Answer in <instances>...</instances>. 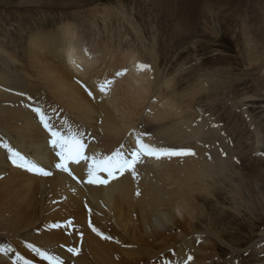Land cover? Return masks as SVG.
Returning <instances> with one entry per match:
<instances>
[{"label":"rangeland","instance_id":"rangeland-1","mask_svg":"<svg viewBox=\"0 0 264 264\" xmlns=\"http://www.w3.org/2000/svg\"><path fill=\"white\" fill-rule=\"evenodd\" d=\"M63 26L69 27L86 52L99 50L100 58H105L104 64L110 70L102 68L106 71L103 73H108L102 76L104 84H111L118 70L124 73L126 82L131 80V73L140 72L143 76L139 84L151 96L145 102L150 100L148 106L159 107L163 100L177 103L180 117L145 125L137 120L134 127L139 135L168 129H159L162 126L158 124L163 123L172 130L175 122L191 118L200 123V145L173 142L171 131L159 138L160 144L174 151L200 152V163L214 167L217 161L213 160L210 134L226 138L223 146H217L227 161L221 165L224 171L217 180L200 183V200L195 205L199 219L194 227H182L188 236L194 234L193 239L197 235L194 250L184 252L185 263L191 261L188 257L200 261V254L205 252L203 245L207 244L208 264H264V0H0V92L18 93L25 103L40 102L39 89L33 90L24 80V49L30 40H34L30 44H36V48L45 40L59 43L62 38L52 34ZM127 56H132L129 60L136 71L127 68L131 64L125 60ZM119 60L120 66L114 67ZM138 65L146 67L141 70ZM99 69L101 72L100 67L96 70ZM124 80L108 92L104 102L108 101L109 107L116 109L122 96V104L129 103L130 94L127 89L123 91ZM129 107L133 113L139 108L132 102ZM8 111L0 109L3 127L8 124ZM140 114L144 118L142 111ZM4 143L15 149L9 140L2 139L0 146ZM165 158L166 161L153 166L154 175H180L182 155ZM6 176L2 173L0 181ZM48 196L35 194L33 201L24 205L27 216L21 220L0 216V264H47L29 245L60 259L56 252L39 246V242L57 227L69 228V218L73 217L55 218L59 200ZM24 219L32 225L26 226ZM88 231L92 239L109 246L104 249L107 260L83 255L79 249L69 264H155L160 257L165 261L166 251L150 260L128 257L124 249L135 244H125L112 231L99 232L110 239L97 235L91 226ZM179 235L175 231L169 240ZM190 243L187 241L185 246L190 248ZM59 245L74 248L70 243ZM20 246L24 250L19 253Z\"/></svg>","mask_w":264,"mask_h":264},{"label":"bare ground","instance_id":"bare-ground-1","mask_svg":"<svg viewBox=\"0 0 264 264\" xmlns=\"http://www.w3.org/2000/svg\"><path fill=\"white\" fill-rule=\"evenodd\" d=\"M68 26H63L52 34L53 37L62 38L59 43L57 40V42L51 39L45 40L36 48L34 46L36 44H30L34 40H30L24 49L27 60L23 68L25 71L24 80L29 82L27 85L33 90L39 89L40 102L36 103L35 100V102L25 103L27 101L24 102L19 98L18 93L0 92V106H3L0 109L10 112L8 113L7 126L0 125V139H4L5 142L9 140L16 150L26 157L36 160L45 171L50 173L48 176L34 174L13 165L7 149L0 146V175L7 174L6 178L0 181L1 218L6 219L9 216L17 221L26 217L24 205L32 202L35 194L41 193L45 198H47L46 195H49L50 199L59 200V207L55 206V218L65 217L64 219H66V216H72L74 219L69 218L72 220L69 228L66 226L63 229L55 227L56 229L50 232L49 236L42 240V243L39 242V246H45L54 254L56 252L63 264L72 262L73 254H69L67 248H59V243L65 246H69L67 244L70 243L73 245V249H80L83 255L94 256L99 261L107 260L104 249H109V246L100 244L96 239L91 238L88 231L90 225L98 232L112 231L125 244H135L130 249H124V255L128 257L150 260L158 253L163 252L164 254L166 251L163 257L167 263L165 261L163 263V259L160 257L161 259H156L155 264H208L207 250L210 249V246L207 244L203 245L205 252L200 254V261L197 257H192L190 262L185 263L184 252L194 250L197 235L195 234L193 239L194 234L192 237L188 236L190 234H185L182 227L185 225L194 227L195 221L199 219V214L195 215V205L200 200V195L197 192L200 183L217 180L219 173L222 174L224 171L221 165L227 161L222 154L223 150L221 152L217 146H223L226 138L219 137L214 132L210 134L214 145L213 160L217 161L215 167L200 163V152L197 154L192 152L189 155H182L179 164L183 170L180 175L175 177L159 178L154 175L153 166L166 161L165 156H161L160 159L143 156L141 162L135 166V177L131 172L126 171L110 180L106 185L87 182L89 179L87 164L83 161L79 164L68 165L71 175L56 168L59 159L56 156V150L49 144L48 131L43 127L39 116L34 111L36 108L42 110L45 119L55 129L64 132L65 129L70 128L79 134L82 142L86 145L87 155L96 153L110 155L117 149L127 153L136 147L137 137L142 138L145 144L166 149L161 146L159 138L169 131L172 132L173 142L176 141L180 145H182L181 143L195 142L200 145L201 135L200 123L197 124L195 120L191 121V118L185 121L183 119L179 123L175 122L171 127L172 130L164 123L158 124L162 126L159 128L160 130L164 127H168V129L159 133L153 132L154 136L150 132L148 136L147 132L139 135V130L134 127L137 120L143 121L142 124L145 125L152 121L165 122L164 120L169 117H180L178 113L180 110L176 107L177 103L175 105L173 101L163 100L159 107L148 106L150 100L148 103L145 102L151 96L143 85L139 84V79L143 76L140 72H135L137 75L134 72L131 73L129 75L131 80L126 82L123 79L124 75H120L122 78L116 75L119 70H116L117 73L112 70L116 73H114V76L116 75L115 79L113 78L114 81L109 85L104 84L102 81L105 79L102 76L105 74L108 76V73H103L106 71L102 68L108 66L106 67L104 64L105 58L102 56L100 58L98 54L100 51L96 43L97 48L95 47V49L98 50V53L95 50L86 52L80 42L74 39ZM103 49L105 50V47ZM130 58L132 56L123 59L128 62ZM98 61H100L101 72H99L100 69L96 70L99 68L96 67ZM119 63L120 60L117 65L113 63L114 67H119ZM123 63L125 64V62ZM132 64L127 67L130 68V72L136 71L131 66ZM108 70H110L109 67ZM112 74L111 76H113ZM122 80L126 82L123 91L125 92L127 89L130 101L127 105H123L122 101L125 98L122 96L114 109L107 105L108 101L104 102V100L109 96L108 92L114 86L119 85ZM7 84L9 83L7 82ZM100 85H106L105 91H100ZM144 94L146 95L144 96ZM18 102L21 103L20 106L17 104ZM131 102L139 106L134 113L129 107ZM8 103L14 107L12 105H10L12 107H8ZM141 111L144 118L141 117ZM187 122H189L188 125ZM153 137L155 141L152 139ZM121 146L123 147L121 148ZM214 154H217L218 157L216 158ZM100 177L107 179L104 173H100ZM200 217L203 215L200 214ZM24 220L26 226L32 225L28 223V219ZM175 231H178L180 235L170 241L169 236ZM122 236L126 238V241ZM187 241H191L190 248L185 246ZM22 249L21 246L18 248L19 253L23 252ZM158 249L160 251H157ZM111 250L118 253L115 249ZM2 260L3 258L0 256V262ZM76 261L78 260L76 259Z\"/></svg>","mask_w":264,"mask_h":264},{"label":"snow or ice","instance_id":"snow-or-ice-1","mask_svg":"<svg viewBox=\"0 0 264 264\" xmlns=\"http://www.w3.org/2000/svg\"><path fill=\"white\" fill-rule=\"evenodd\" d=\"M146 66L138 65L139 69H143ZM123 73H117L122 75ZM100 91H105L106 85H100ZM91 95V93H89ZM36 114L40 118V122L43 127L48 131L50 139L49 144L56 150V156L59 162L56 164V168L67 172L71 175L68 165L71 163L79 164L81 161L87 164L88 183L97 185H106L110 180L115 179L118 175L124 174L126 171L131 172L133 177L136 175L135 166L141 162L143 156H151L156 159H160L161 156H181L189 155L191 153L186 151H174L170 149L156 148L152 145L143 143L142 138L137 137L136 147L129 152L125 153L121 149H117L110 155H102L99 153L93 155L86 154V145L82 142L79 134L72 131L70 128L65 129L64 132L59 129H55L45 119V114L40 108L34 109ZM67 133V134H66ZM9 154V159L13 165L24 169L28 172L48 176L50 173L45 171L36 160L26 157L19 150L14 149L7 143L2 145ZM123 146H121L122 148ZM100 173H104L107 179H102ZM75 178V177H73ZM91 226V225H90ZM97 232V235H101L97 229H92ZM104 239H110L109 237H103ZM34 252H36L41 259L47 261V264H63V262L52 254L42 251L39 248H33L31 245L28 246ZM11 250V249H7ZM68 251L72 252L73 255H77L79 249L69 248ZM191 260V257H188Z\"/></svg>","mask_w":264,"mask_h":264}]
</instances>
